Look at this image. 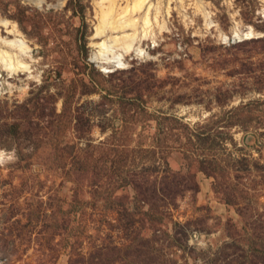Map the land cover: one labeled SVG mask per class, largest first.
I'll list each match as a JSON object with an SVG mask.
<instances>
[{
	"label": "rangeland",
	"instance_id": "1",
	"mask_svg": "<svg viewBox=\"0 0 264 264\" xmlns=\"http://www.w3.org/2000/svg\"><path fill=\"white\" fill-rule=\"evenodd\" d=\"M97 1L0 0V264H264V0H149L107 68Z\"/></svg>",
	"mask_w": 264,
	"mask_h": 264
},
{
	"label": "bare ground",
	"instance_id": "2",
	"mask_svg": "<svg viewBox=\"0 0 264 264\" xmlns=\"http://www.w3.org/2000/svg\"><path fill=\"white\" fill-rule=\"evenodd\" d=\"M30 1L39 4L42 0ZM62 2L63 0H58V5L63 4ZM96 3L99 21L93 37L96 40L92 43L96 47L93 57L101 61V67H122L125 64L124 54L130 52L136 55L143 54L145 50L140 45V41L152 33L150 8L152 7L153 11L157 12L158 5L156 6L149 0H124L123 4L116 0H99ZM198 6L201 7L200 4ZM201 11H203L206 24L212 25L209 11H205L202 7ZM0 25L11 34L5 37L0 34V66L6 69L9 75L18 71L30 73L29 63L23 60L29 55V46L18 31L16 24L0 17ZM160 27H163V24ZM231 34L234 39H242L257 33L251 26L241 29L239 25H235ZM220 35L226 38L225 35Z\"/></svg>",
	"mask_w": 264,
	"mask_h": 264
}]
</instances>
